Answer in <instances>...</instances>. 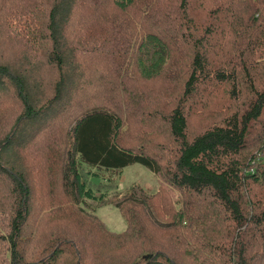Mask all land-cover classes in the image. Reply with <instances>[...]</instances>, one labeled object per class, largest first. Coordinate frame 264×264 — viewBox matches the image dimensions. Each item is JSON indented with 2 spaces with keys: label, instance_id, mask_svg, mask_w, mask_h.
Listing matches in <instances>:
<instances>
[{
  "label": "trees",
  "instance_id": "obj_1",
  "mask_svg": "<svg viewBox=\"0 0 264 264\" xmlns=\"http://www.w3.org/2000/svg\"><path fill=\"white\" fill-rule=\"evenodd\" d=\"M30 1L23 18L7 21L8 39L0 41V97L12 95L22 106L16 131L0 140V179L7 181L0 204L11 203L0 206L10 214L3 231L10 256L1 264H58L66 251L58 241L62 227L38 241L40 253L28 259L17 248L30 190L22 164L7 151L23 145L26 128L54 121L71 102L79 109L61 120L65 144L57 162L66 201L103 200L106 194L96 196L85 176L115 177L132 164L145 166L164 186L150 191L133 183L122 193L116 206L124 232L93 259V246L81 245L90 263L107 264L104 252L116 249L128 254L122 264H178L179 256L188 264H264V0ZM8 2L0 0L17 11ZM3 18L0 13L5 25ZM6 45L21 64L9 59ZM92 55L99 56L96 66L79 80L75 67ZM43 69L54 76L44 79ZM160 77L164 89L174 84L167 101L157 91L156 100L138 94L143 80ZM113 79L114 91L119 83L123 99L139 108L137 128L114 103ZM223 89L229 102L222 117L190 133L189 107L200 98L203 107ZM158 122L166 135L153 132ZM160 191L166 196L156 207L151 201Z\"/></svg>",
  "mask_w": 264,
  "mask_h": 264
},
{
  "label": "rangeland",
  "instance_id": "obj_2",
  "mask_svg": "<svg viewBox=\"0 0 264 264\" xmlns=\"http://www.w3.org/2000/svg\"><path fill=\"white\" fill-rule=\"evenodd\" d=\"M4 1H9L7 6L9 5L11 7H14L17 11H11L9 7L3 8V6L1 5L3 3L0 4V9L2 10V12L0 13L4 15L3 21L5 24L2 25L0 23V41L1 39H8L6 35L7 31L4 28V26L7 28V21L15 18H23V15H25V13H28L31 9L30 0ZM25 3H29V6H26ZM38 6H41L40 2ZM23 20H20V23H22ZM217 25L219 27L221 26L219 23ZM107 27L108 23L104 24V28ZM223 30L224 27L221 28V32ZM17 33L18 35L22 36V31H18ZM119 33L120 31L116 34L119 35ZM7 47L10 51V53L8 54L9 59L11 58L12 60H15L17 61V63L21 64L16 52L9 46ZM2 53L3 46H0V55ZM98 57V55H92L90 57L86 56L84 57V66L81 65V67H75L77 77L79 74V80L81 79L84 71H86V67L93 68L96 66ZM86 59L89 61H87ZM33 67L34 65L29 67L28 69L29 71H31V73H35ZM45 71L46 69L39 70V73L44 79L48 78L49 76H54L55 74H52L50 72L46 73ZM161 77L156 81L143 80L141 85L138 87V94H141V96L143 95V97L147 100H156V97L161 96H157V92H160L163 93L162 98L164 99L162 100V102L167 101L173 93L172 88L174 87V84L170 82L169 90L164 89V84L161 80ZM111 81L113 86V91L111 93L114 103L117 104L115 101H118V105L122 106L121 108L131 114V118L133 119V121L130 123V126L137 128V122L139 123L140 114H137L135 112L138 111L139 108L134 104L131 105L128 97H125V100L123 99V96L121 95L123 87L120 86L119 83H117V90L115 92V80L113 79ZM81 82H83V80H81ZM98 91L99 90L93 92L98 93ZM77 97V99H79L80 95H77ZM215 97L216 98L214 99V101L212 100L209 103L208 101L205 102L206 104L201 108L199 106L202 103V98H200L196 103L197 106L189 107V109H191V118L189 125L190 133L201 132V130L205 129L206 126H208L211 122L218 121L222 117V107H226L228 105L229 98L227 97L226 91L224 89L219 91ZM137 99L138 98L135 96V94H133V96L131 97V101H137ZM121 101L122 104L119 103ZM79 104L77 102H71L68 109L60 112L61 114H58V117H56L54 121H51L48 124H43L42 121L34 127L26 128L25 131L28 132V134L26 133L23 136L24 139L22 137L23 145L12 147L9 151H7L10 156L12 152H14L13 154L15 161L17 160V163L22 164L24 174L25 176H27V183L30 190L29 213L26 217L27 220L22 229V233L24 234L23 238H30V242L23 245L22 238L20 246L17 247L21 251V253L25 255L26 259H28L30 254L32 253H40L41 248L40 246H38V241H40L44 237L57 235L56 231L60 229L59 227H62L63 230L61 233H63V235H61L58 241H62L63 243L65 241L67 242L66 244H59L66 251L65 253H62L60 255L58 264H92L90 263L91 261H89V258H96V251H101L103 247H107L106 242H111L112 237H115L116 233L123 231L126 226L125 219L116 206V202L122 195V193L129 189L130 185L133 183L150 191L156 190L157 188L163 189L164 187L160 185L161 183L160 181H158V178L154 175V173L147 169L145 166H142L140 164H132L129 165V167H125L124 169H122L121 172H118L119 174H115V177H113L109 173H101L99 177L94 176L90 181V176H85L86 184L93 188L96 196L99 197L104 193L106 194V197L103 200H87V204L84 206L75 204L72 201H66V190L62 186V181L57 166V162L61 157L62 149L64 146L63 144H65L64 139L61 140L63 136V124H61V120L65 119L64 115H66L67 113L69 114V112L73 113L77 111L79 109ZM150 104H152V102H150ZM21 109V104L18 103L17 100L12 97V95H8L7 97H0V131L3 132L0 136V140L4 136L12 134V131H16V129H14L15 120L17 119V116L19 115ZM153 128V132H156V134L160 133L162 135H166L167 133L166 125L163 123L158 122L153 126ZM59 137L61 141H56V138ZM108 178L110 179V181L107 182L106 179ZM6 182L7 181L4 177L3 179H0V192H3V190L7 192ZM164 196L166 195L162 194V191H160L158 196L151 201L152 204L156 207H159ZM175 197L176 196L173 195V198ZM10 204L7 205L3 203L0 204V206L9 207ZM60 208L63 209L60 210ZM141 210L145 215L144 209L141 208ZM153 212L154 214L161 213V210H153ZM58 213L63 214L64 217L62 218V220L58 218ZM9 219V210L0 213V264L10 256V242L8 240H4L5 236L3 233L4 228L7 227L8 222L10 221ZM100 228H105L106 230L108 229L111 235L107 234L104 231H101ZM67 233H69L70 235H67ZM81 245L93 246L89 250L93 252L94 255L89 258L83 256V253L80 251ZM76 250L80 251L79 254L76 253ZM104 253L110 257V260L107 258V264H122L123 261H125L126 256L128 255L118 253L116 249L108 250ZM84 257L86 258L85 260ZM177 259L178 264H188V261L182 256L177 257ZM94 261L96 262V260Z\"/></svg>",
  "mask_w": 264,
  "mask_h": 264
},
{
  "label": "water",
  "instance_id": "obj_3",
  "mask_svg": "<svg viewBox=\"0 0 264 264\" xmlns=\"http://www.w3.org/2000/svg\"><path fill=\"white\" fill-rule=\"evenodd\" d=\"M148 255L145 256V258L147 257Z\"/></svg>",
  "mask_w": 264,
  "mask_h": 264
}]
</instances>
